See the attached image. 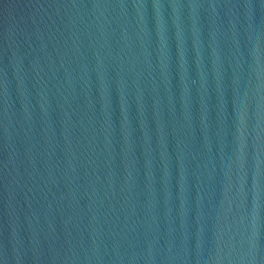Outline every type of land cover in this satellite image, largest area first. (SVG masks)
I'll list each match as a JSON object with an SVG mask.
<instances>
[{"label":"water","instance_id":"water-1","mask_svg":"<svg viewBox=\"0 0 264 264\" xmlns=\"http://www.w3.org/2000/svg\"><path fill=\"white\" fill-rule=\"evenodd\" d=\"M0 264H264V0H0Z\"/></svg>","mask_w":264,"mask_h":264},{"label":"clouds","instance_id":"clouds-1","mask_svg":"<svg viewBox=\"0 0 264 264\" xmlns=\"http://www.w3.org/2000/svg\"><path fill=\"white\" fill-rule=\"evenodd\" d=\"M251 8L255 9L257 6L255 4L250 5Z\"/></svg>","mask_w":264,"mask_h":264}]
</instances>
